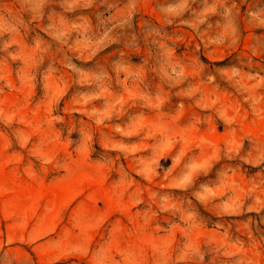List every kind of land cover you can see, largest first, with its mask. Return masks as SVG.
<instances>
[{"label": "rangeland", "instance_id": "rangeland-1", "mask_svg": "<svg viewBox=\"0 0 264 264\" xmlns=\"http://www.w3.org/2000/svg\"><path fill=\"white\" fill-rule=\"evenodd\" d=\"M0 264H264V0H0Z\"/></svg>", "mask_w": 264, "mask_h": 264}]
</instances>
